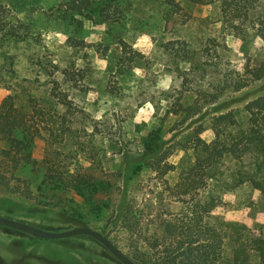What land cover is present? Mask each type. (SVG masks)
I'll use <instances>...</instances> for the list:
<instances>
[{
  "label": "rangeland",
  "instance_id": "rangeland-1",
  "mask_svg": "<svg viewBox=\"0 0 264 264\" xmlns=\"http://www.w3.org/2000/svg\"><path fill=\"white\" fill-rule=\"evenodd\" d=\"M0 22L18 34L0 48V109L18 111L29 124L33 114L40 121L42 113H59L66 120L54 133L69 131L52 136L37 123L33 162L17 175L23 181L0 183V216L49 231L87 226L145 264L154 225L184 210L167 186L192 160L191 138L211 142L224 113L233 111L242 125L263 117L264 19L238 33L223 24L218 7L188 0H0ZM178 68L192 70L193 88L203 77L204 88L220 84L226 70L251 82L224 95L208 85L198 108L195 93L183 92ZM19 131L13 139L22 138ZM259 135L264 140V127ZM12 144L0 141V155ZM234 188L212 189L220 203L211 212L246 224L255 246L264 238V188ZM123 195L135 206L134 233L117 219ZM252 261L258 263L257 251ZM0 264L123 263L86 235L43 239L0 225Z\"/></svg>",
  "mask_w": 264,
  "mask_h": 264
},
{
  "label": "trees",
  "instance_id": "trees-1",
  "mask_svg": "<svg viewBox=\"0 0 264 264\" xmlns=\"http://www.w3.org/2000/svg\"><path fill=\"white\" fill-rule=\"evenodd\" d=\"M188 1L198 5L218 7L223 24L238 33L241 31L245 33L247 27L256 19H264V0ZM9 24L0 22V48L6 41L18 38L17 29ZM180 52L181 50L177 51V55H180ZM178 71L182 78L183 92L192 90L195 93L197 98L194 106L198 108L203 107L202 101L206 100L205 91L209 90L208 85L224 95L228 91H239L251 82L249 78L234 70H226L218 79L220 84L207 82V87L204 88L206 77H203L195 80L197 88H193L192 70L178 68ZM259 77L261 78L260 75ZM14 99L10 96L6 103ZM12 106L15 107L14 103ZM5 108L6 105L0 109V141L8 144L14 142V145L12 144V148L3 149L0 155L1 184L7 179L23 181L17 175H23L24 167L33 162L30 143L38 133L40 134L41 128L37 123H46L53 132L52 136L69 133V131H64L62 134L54 133L55 127L60 124L59 120H66V117L59 113H48L50 119L42 113L40 121L33 114L31 118L34 123L29 124V121L18 111H5ZM259 109L261 112L264 111V103ZM262 127H264V114L261 119L251 118L248 125H242L237 115L231 111L215 118L213 126L215 138L211 142L198 135L191 138L188 148L192 149L193 158L181 165L178 182L173 186H167L171 199L182 202L184 210L179 215L162 218L159 224L154 225L155 229L149 239L146 256L143 258L145 264H253V251L258 252L257 264H264V238L253 246L250 230L246 224L228 221L211 212L212 207L220 203L219 196L214 195L212 189H220L223 192L233 191L236 183L245 182L264 188V140L259 135ZM19 129L22 131V138L18 137L15 140L13 138L20 133ZM147 148L152 150L153 146L147 145ZM228 163H235V166H229ZM165 168L173 170L175 165L166 164ZM78 179L80 178L73 181H80ZM24 184L25 191H29L26 180ZM75 187L81 196L89 198V195L79 188L80 185ZM208 188L211 194L201 196V192ZM8 191L16 192L14 186L8 187ZM122 199L117 207V219L127 232L134 233L139 226L135 206L127 201L126 195H123ZM226 249H230L228 261L225 256Z\"/></svg>",
  "mask_w": 264,
  "mask_h": 264
},
{
  "label": "water",
  "instance_id": "water-1",
  "mask_svg": "<svg viewBox=\"0 0 264 264\" xmlns=\"http://www.w3.org/2000/svg\"><path fill=\"white\" fill-rule=\"evenodd\" d=\"M0 225L43 239H60L86 235L103 244L123 264H140L117 247L107 236L87 226H79L64 231H49L26 222L4 216H0Z\"/></svg>",
  "mask_w": 264,
  "mask_h": 264
}]
</instances>
